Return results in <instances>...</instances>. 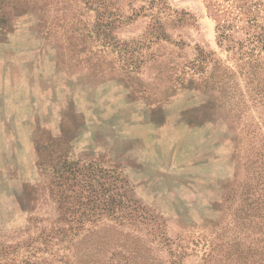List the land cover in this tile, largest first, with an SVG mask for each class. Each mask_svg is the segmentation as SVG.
I'll return each instance as SVG.
<instances>
[{"label":"rangeland","instance_id":"374dc122","mask_svg":"<svg viewBox=\"0 0 264 264\" xmlns=\"http://www.w3.org/2000/svg\"><path fill=\"white\" fill-rule=\"evenodd\" d=\"M0 264H264V0H0Z\"/></svg>","mask_w":264,"mask_h":264}]
</instances>
